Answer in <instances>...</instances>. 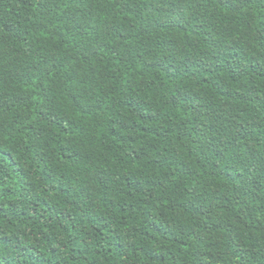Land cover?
<instances>
[{"label":"trees","instance_id":"1","mask_svg":"<svg viewBox=\"0 0 264 264\" xmlns=\"http://www.w3.org/2000/svg\"><path fill=\"white\" fill-rule=\"evenodd\" d=\"M0 264H264V0H0Z\"/></svg>","mask_w":264,"mask_h":264}]
</instances>
